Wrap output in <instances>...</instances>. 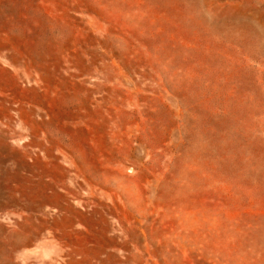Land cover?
I'll return each instance as SVG.
<instances>
[{
	"label": "rangeland",
	"instance_id": "rangeland-1",
	"mask_svg": "<svg viewBox=\"0 0 264 264\" xmlns=\"http://www.w3.org/2000/svg\"><path fill=\"white\" fill-rule=\"evenodd\" d=\"M0 264H264V0H0Z\"/></svg>",
	"mask_w": 264,
	"mask_h": 264
}]
</instances>
